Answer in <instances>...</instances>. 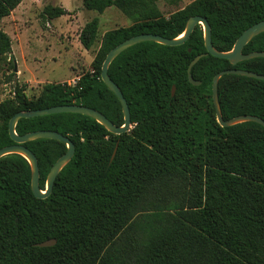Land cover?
I'll return each mask as SVG.
<instances>
[{
    "label": "trees",
    "instance_id": "obj_1",
    "mask_svg": "<svg viewBox=\"0 0 264 264\" xmlns=\"http://www.w3.org/2000/svg\"><path fill=\"white\" fill-rule=\"evenodd\" d=\"M81 1L96 12L114 6L132 23L101 35L92 69L75 83L46 82L29 97L15 82L12 95L0 99V147L14 143L8 121L20 110L78 104L121 126L120 103L100 69L106 53L133 35L174 38L188 17L199 15L210 25L214 48L228 51L243 30L264 19V0H192L166 18L157 0ZM20 2L0 0V20ZM66 13L46 5L42 17ZM78 38L89 49L98 38V18L85 22ZM205 51L197 24L182 44L142 41L120 52L107 73L129 107L131 127L121 134L80 113L17 121L18 135L57 131L72 141L74 153L45 198L32 194L24 157H0V264H264V127L252 121L220 126L211 90L223 69L264 74V57L231 64L208 53L190 69L200 81L195 86L187 67ZM252 51H264V31L242 49ZM10 53L11 38L0 27V56ZM217 95L223 119L264 120V80L224 74ZM24 145L37 158L44 189L66 144L40 138ZM50 238L53 245H35Z\"/></svg>",
    "mask_w": 264,
    "mask_h": 264
},
{
    "label": "rangeland",
    "instance_id": "obj_2",
    "mask_svg": "<svg viewBox=\"0 0 264 264\" xmlns=\"http://www.w3.org/2000/svg\"><path fill=\"white\" fill-rule=\"evenodd\" d=\"M190 1L157 0L156 5L166 18ZM46 5L61 6L67 13L44 19L42 10ZM94 17L98 18V38L85 49L78 35L85 22ZM131 23L114 6L96 12L85 9L81 0H21L0 20L1 29L11 38V53L0 56V99L12 95L15 82L25 85V94L29 97L37 96L46 82L73 83L81 73L92 69L101 35L106 30ZM9 59H12V68Z\"/></svg>",
    "mask_w": 264,
    "mask_h": 264
},
{
    "label": "water",
    "instance_id": "obj_3",
    "mask_svg": "<svg viewBox=\"0 0 264 264\" xmlns=\"http://www.w3.org/2000/svg\"><path fill=\"white\" fill-rule=\"evenodd\" d=\"M197 24H200L202 26L203 42L206 51L205 53L196 55L188 64L187 78L192 85L195 86L199 85L200 81L194 79L191 76L190 69L200 57L208 53L219 58L228 59L231 64H235L239 61L247 60L254 57H264V51H252L249 53L242 52L244 45L249 40H251L254 36L264 31V19L252 24L251 26L243 30L234 41L232 48L228 51H219L214 48L211 41L210 25L204 17L199 15H192L188 17L183 32L174 38H167L153 33H141V34L133 35L119 42L106 53L100 69L101 80L107 86V88L117 97L120 103L121 111L123 114V124L121 126L115 125L98 110L78 104H61V105H54L41 109L20 110L14 113L9 118L8 121V133L11 139L14 141V143L0 147V157L12 153H17L20 154L22 157H24L27 160L30 167V190L32 194L37 198L47 197L51 193L55 178L59 173L60 169L73 156L74 145L68 137L63 136L61 133L52 130H36V131L27 132L23 135H18L15 132V125L17 121L23 117H35L46 114L70 112V113H80L91 117L92 119H94L96 122L101 124L104 128H106L109 132L113 134H121L123 132L128 131V129L131 126L129 107L121 90L111 80V78L107 73L110 62L126 48L142 41H154L169 46L182 44L189 37L190 33L193 31L194 27ZM14 71H16L15 65H14ZM224 74H237L241 76L264 80V74H259L245 69L227 68L217 72L213 76L211 90H212V101L215 109V117L218 124L220 126H229L240 122L252 121L264 127V120L255 115H239L227 120L222 118L219 102H218L217 83L219 78ZM172 94H173V90H172ZM40 138L54 139V140L62 141L63 143L66 144L65 153L56 159V161L52 164V166L50 167L47 173L44 189H41L39 187V169H38L37 158L35 157L33 152L24 145V143L27 141L40 139ZM55 242H56L55 238H50L41 242H37L35 245L39 247L50 246L53 245Z\"/></svg>",
    "mask_w": 264,
    "mask_h": 264
},
{
    "label": "built area",
    "instance_id": "obj_4",
    "mask_svg": "<svg viewBox=\"0 0 264 264\" xmlns=\"http://www.w3.org/2000/svg\"><path fill=\"white\" fill-rule=\"evenodd\" d=\"M77 79H78V78H77ZM77 79H76V80H77ZM76 80H75V81H76ZM75 81H73V83H75Z\"/></svg>",
    "mask_w": 264,
    "mask_h": 264
}]
</instances>
